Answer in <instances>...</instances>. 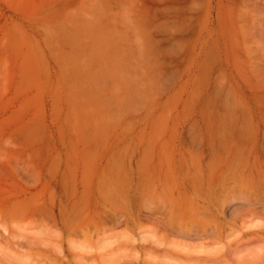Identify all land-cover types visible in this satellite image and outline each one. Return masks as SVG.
<instances>
[{
  "label": "rangeland",
  "instance_id": "374dc122",
  "mask_svg": "<svg viewBox=\"0 0 264 264\" xmlns=\"http://www.w3.org/2000/svg\"><path fill=\"white\" fill-rule=\"evenodd\" d=\"M260 164L264 169V0H0V264H107L103 258L119 244L121 255L165 256L146 246L158 241L154 222L89 228L93 212L110 209L92 199L169 170L179 178L206 176L208 167L241 175ZM206 188L202 193L217 196L219 189ZM140 199L142 207L151 202ZM252 208L242 205L236 216L228 210L221 232L206 237L219 241L200 239L217 249L206 254L219 257L197 259L240 264L254 246L264 257V239L238 246L231 238L240 223L257 219ZM163 232V245L172 239L201 247ZM119 238L128 245L115 244ZM141 238L147 243L129 244ZM167 245L166 258L183 257Z\"/></svg>",
  "mask_w": 264,
  "mask_h": 264
},
{
  "label": "bare ground",
  "instance_id": "6f19581e",
  "mask_svg": "<svg viewBox=\"0 0 264 264\" xmlns=\"http://www.w3.org/2000/svg\"><path fill=\"white\" fill-rule=\"evenodd\" d=\"M239 150H241V149H239ZM247 155H248V153H247ZM258 158L259 157H257L256 160H258ZM235 159H237V158H235ZM210 163H212V162H210ZM210 163H209V165H210ZM197 164L194 163L192 166L190 164V166H191V168H196L198 166ZM212 164L210 166H212ZM214 165L215 164H213V166ZM168 166H170V165H168ZM217 166H218V164H217ZM188 167L189 166H187V165L185 166V168H188ZM182 168H183V166L180 167V169H182ZM199 168H201V167H199ZM213 168H209L208 167L209 172L207 173L206 176L204 174H200V173H197V174L195 173V174L189 175L190 172H188V174H185V176L179 178V175H176L178 173L173 174L174 171H171V170H169L168 172H165V174L163 173L164 175L161 178H160V176L159 177H156V178H155V176H151L148 179L149 182H153L154 180H161L162 182L159 183L160 185L158 187L157 186H154V188L149 189L150 191H148V193L145 192V194H142L144 190L141 191L142 193L141 192L139 193L138 192L139 189L142 188V187L147 188L152 183H148V181H147L146 183L143 184V186H141V184H140L139 186L137 185V186H135V188L134 187L132 188L131 187V184H132L131 182L130 183L129 182H124L123 183V184H125V185H123L124 187L123 186L122 187L119 186V187H121V189L119 188V190H117L118 192L115 190L114 193H110V192L108 193V191H109L108 190L105 193H100L101 195H99L98 197H95V198L92 199L91 203L93 202V204H97V201H99V200L100 201H103V202H106L107 204H109L110 209H106L105 207H107V206L104 207V211H99L98 209L97 210L95 209L96 211L93 212L92 215L88 217V220H89L88 222L89 223H86V225L88 226V224H90V225L92 224L91 226L89 225L90 226L89 228H91L93 226H97L98 224L101 225L102 223L104 224L107 221H109L110 222V225L112 224L113 227L114 226L117 227L118 225H120L123 222L124 223H127L129 220H132L134 222L138 221L137 222L138 223L137 226H140L141 227V225H139V221L140 220H145V222H148V223H150V222L151 223L152 222L156 223L154 225H156L158 228L161 229V230H159L160 232L161 231L163 232L164 230H168L169 232L175 233L176 235L181 236V237H184V238L195 239V240H200V239L204 238V239H207L208 240L210 238H206V237H208V236L209 237H212V235H215V234H218V233L221 232V230L223 229V226H224V223H223L224 222V217H225V215L227 216L229 214L228 213V210H230L232 208V211L233 212H230V215H233V213H234V215L236 216L237 214L239 215V212L240 211H242L241 210V206L242 205H246V206H255V208H252L249 211L251 212V214H250L251 217H256L257 219L255 221H253L252 223H250L249 225L247 223V225H245V226H244V224H241L240 222H238V223H240V225H242L244 227L242 228V226H240L241 227V231H237L236 230L237 232H235V234H234L236 239L234 238V236L231 237L233 239V242H235L237 240L236 243L237 244L239 243L238 244V246H239L240 243L241 242H244V241L245 242L246 241L249 242L252 239H254V240L264 239V169H262L263 166H261V164H260L256 168L255 167H251L249 169H246V166L245 167L243 166V168L246 169V172H244V174H242V171H243L242 170L240 172L241 175H235L234 172H231L232 173L231 174L230 171H228V172L231 175H229L228 173L215 175V174H213V173L210 172V169L213 170ZM234 169L235 168H233L232 170H234ZM166 170H168V169H166ZM228 170H230V169H228ZM188 171H189V168H188ZM225 171H227V170H225ZM160 175H161V173H160ZM186 183H188L189 186L193 189V192H190V190L185 187V184ZM204 186L207 187L206 189H209L210 191L212 189H214V188H217V190L219 189V191L217 192V196L216 197H219L218 196L219 195L218 193H220V191H222V192L225 191L223 196L220 195V197L223 198L222 200H221L220 197H219L220 200L217 198L220 202L217 200V202H218L217 204L218 205L215 206V208H214L213 201L214 202L216 201V197L214 198V195H213V198H212V196H211V198L214 199V200H211V198L208 197L207 194H205V192L202 193L203 192L202 191V188ZM103 189H104V187H102L101 190H103ZM220 189H223V190L226 189V190L223 191V190H220ZM129 190H132L133 192L130 193ZM213 191L211 192L212 194H213ZM143 195L146 196L147 200H150L151 201L148 204L147 203L144 204V205H146V207H142L143 204L142 205L140 204V200H141L140 198H142ZM152 199H154L155 202H153ZM196 199H198V200L201 199L202 201H204L205 205L202 204L200 206L195 201ZM80 202H83V201L81 200ZM88 202H85V204L83 203L82 205L83 206L85 205L84 207H86V205H87ZM156 202H158V203H156ZM152 204H154V205L152 206ZM78 206H80V204ZM83 206L81 207L82 209H83ZM94 206L96 207L97 205H94ZM98 206H100V205H98ZM242 209H244V208H242ZM78 211H80V210H78ZM79 215H80V213L78 214V216ZM247 215H248V213H247ZM87 216L88 215H84V217L81 216L82 219L80 218V220H79L80 221V224H81V222H83L85 220V217H87ZM239 218H241V217H239ZM86 225H85V227L88 230L89 228ZM236 225H238V224H236ZM94 228L95 227H93V229ZM99 228H100V226H99ZM110 229H111V227H110ZM100 230H102V227H101ZM227 230H228L227 233L230 234V231H231V234H233L232 230H234V229L232 227H231V229H228L227 228ZM84 231H85V228H84ZM96 231H97V229H96ZM98 231H99V229H98ZM150 231H152V230H150ZM156 232H158V231H154L155 234H156ZM160 232H159V234H160ZM79 233H81V232H79ZM126 234H129V233H126ZM159 234H158V237H157V239H158L159 242L158 241H155V237L153 238L152 235H151L152 240L150 239L151 242L147 241L148 242V245L146 244L147 242L144 239H142V238H145V239L148 240L149 237L146 238V236H144V237L141 238V242H138V241H135V240L131 242V240H129L130 241L129 244H131L132 246H134L135 244H140V245L146 244V246H149V247L156 246V248H163L162 249L163 253L166 252V254H167L165 256H167L169 258H172V256L169 254L170 252L168 253V251H165V245H167V244L163 245V243L160 242V240H162V242H164V239H165L164 232H163L164 237H163L162 233L160 235ZM161 235H162V237H161ZM80 236H83V234H81ZM169 236H171V234H169ZM246 236H248V237H246ZM172 238H173L174 241H177V239L175 237L172 236ZM212 238H214V237H212ZM123 239H124V237H123ZM179 239H178L179 242L177 241L178 244H180V241H181ZM228 239H230V238H228ZM232 239L229 240V241H232ZM122 240H121V238H119V241L120 242L114 241V243L115 244L116 243L117 244L121 243L122 245L123 244L128 245V243L126 242L127 241L126 239L124 240L123 243L121 242ZM170 240L167 242L168 244H169V242H170V244L171 243H174L175 244V242H172V239H170ZM183 241H185V240H183ZM218 241L219 240L216 241V240L213 239V242L210 241V240H208V243H206V242H203V243H206L208 245L209 242L210 243H215V242H218ZM229 241H227V242L230 244ZM186 242L190 243L189 240H187ZM186 242L185 243L183 242L182 243V246L185 245ZM233 242H232V244H234L233 246H235V243H233ZM114 243L112 244V242H111L112 245H115ZM196 243L197 244L200 243L201 247H200V245L199 246L197 245L200 248L195 249V250H193L191 248H187V246L181 247V244H180V246H174V244L173 245H169V246L167 245L169 247V248L167 247V249H169V250L171 249V251L173 250V252L183 255L184 258L183 257H177V256H175V258H174V256H173V259H177L178 258L177 261L176 260L168 259L165 256H163L164 254L162 255L161 253H158V254L159 255L161 254L163 257L162 256L159 257V255L156 257V255H157L156 252H155V255L154 256H150V254L149 255L148 254H145L149 250H147L145 252L143 249H140V250H142V252L143 251L145 252L144 254L146 256L144 255L143 256L144 258H140L137 255L135 256V254L132 255V253H133L132 251H131L132 253H130L131 255L129 257L128 256L129 255L128 252L127 253L124 252V251H127L128 249H126V250L123 249V253L121 255V253L119 251L120 248L117 249L118 248L117 246H119L120 244L115 246V249L118 250V251H116L114 248H112L113 247L112 245H111L112 247H110V249H112V250L114 249L115 252H117V253H115V252L112 251L113 256H110V257H113L114 259H112L110 257L108 258L109 260H107V258H103V259H106V261L104 263H107V264H171V263L172 264L173 263L174 264H177V262H178V260L180 258H183V259L188 258V259H186V261H187L186 263H188V264H192V262L196 264V263H199V261L202 262V264L203 263L209 264V262H208L209 260L208 261L206 260L208 262L207 263L203 258H202L203 261L200 260L201 258L199 260L197 259L199 257V254H203V253L206 254L207 253V250L206 249H208V248L205 247L206 244L203 245V243H201V240H200V242L198 241ZM150 244H151V246H150ZM256 244H258V243H256ZM109 245L106 246V249H108L107 247ZM3 246H5V245H3ZM30 246H32V245H30ZM202 246L205 247V250H204V248H202ZM19 247H20V245H19ZM83 247H85V246H83ZM122 247H125V246H121V249H122ZM142 247H145V246H142ZM250 248H251V251L253 250L252 251V254L250 252ZM254 248H255V246L253 248L252 247H249V251L248 252H250V253H247V256H246V254L245 255H242L243 251L241 252V254L238 253V254L242 255V258L240 259V262H241L240 264H264V257L261 256V254H258V252H257V251H259L258 249L256 251V249L254 250ZM17 249H18V247H17ZM209 249H211L210 252H209V253H211V251H213V249H215V248L213 247V249H212V248L209 247ZM209 249H208V251H209ZM244 250H246V249H244ZM73 251H76V250H73ZM102 251H103V249H102ZM159 251H157V252H159ZM162 251H160V252H162ZM216 251H217V249L214 250V252H216ZM109 252L111 253V251H109ZM121 252H122V250H121ZM152 252L154 253V250L153 251L151 250V253ZM253 252L254 253H257V254H254ZM79 253H80L79 255H81L82 252L80 251ZM148 253H150V251ZM114 254H115V257H114ZM123 254H124V256L127 254L128 257H126V256L124 257ZM248 254H249V256H248ZM253 254H254V257H253ZM168 255H170V256H168ZM216 255L214 256V254H211V255L206 254V257L207 258H210L209 256H211L212 258H214V257L216 258ZM240 255L238 257H240ZM0 256H1V254H0ZM84 256H85V254H84ZM107 256H109V253L107 254ZM259 256H261V257H259ZM46 257H47V255H46ZM118 257H122V258L117 259ZM206 257H205V259H206ZM13 259H15V258H13ZM37 259H39V258H37ZM81 259H83V258H81ZM98 259H99V257H98ZM115 259H116V261H115ZM193 259H195V260L191 262V260H193ZM243 259H245V260H243ZM20 260L23 261L22 259H20ZM180 260H182V259H180ZM241 260H243V261H241ZM164 261L167 262V263H164ZM213 262L216 264L215 261H213ZM101 263H103V262H100L98 264H101ZM183 263L186 264L184 262V260H183ZM183 263H179L178 262V264H183ZM217 263H219V262H217ZM43 264H45V263H43ZM238 264H239V262H238Z\"/></svg>",
  "mask_w": 264,
  "mask_h": 264
}]
</instances>
